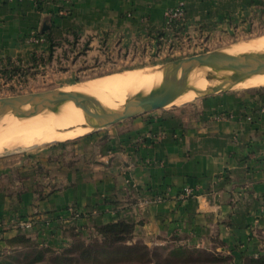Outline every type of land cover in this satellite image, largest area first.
I'll return each mask as SVG.
<instances>
[{"label":"crops","instance_id":"obj_1","mask_svg":"<svg viewBox=\"0 0 264 264\" xmlns=\"http://www.w3.org/2000/svg\"><path fill=\"white\" fill-rule=\"evenodd\" d=\"M180 1L187 29L220 25L228 11L238 16L245 6L243 0H71L41 6L0 0V69L15 62L32 66L34 57L48 54L50 35L58 43L76 36L90 46L115 43L126 50L136 42L160 43L175 35L164 26V12ZM32 29L43 42L29 41ZM24 220L33 226L22 228ZM118 221L134 224L136 238L147 244L209 242L238 263L263 251L264 87L218 92L83 137L0 156V249L18 234L61 248L73 231Z\"/></svg>","mask_w":264,"mask_h":264},{"label":"rangeland","instance_id":"obj_2","mask_svg":"<svg viewBox=\"0 0 264 264\" xmlns=\"http://www.w3.org/2000/svg\"><path fill=\"white\" fill-rule=\"evenodd\" d=\"M252 1L253 0H243L245 6L243 7L242 13L238 16H233L228 11L224 22H221L220 25H216L214 22L213 25L208 24L211 26H200V28L196 27V29H187L185 26L177 27V25H175L170 28L174 31V36H165L160 43L155 41V44H149L148 46H145L147 45L146 43L143 44L142 42H139L137 44L136 42V47L133 46L130 50L120 48L117 46L118 44L115 43H112L111 46L107 48L99 47L98 42H91L90 46L89 43H86L88 40L87 38L77 41L76 36L66 38L62 43L54 42L56 45L54 47L53 56L50 60H48V54H46L37 57L36 62L32 60V66H23L21 63L18 64L15 62L16 64H10L12 66L9 67L8 70L2 68L0 69V97L46 91L57 88L66 89L73 85L98 80L108 75H124L126 73H141L149 78L157 74L155 77V85L160 82V75L162 73L166 74L170 73V71H168V68L155 73H151L149 70H155L177 59L217 49H229L233 46L234 47L232 49L250 48L255 50H264V13H260L258 10V2ZM168 32H170V30ZM257 40L263 42V47L256 49L250 45L255 43ZM247 42L249 45H247ZM178 71L180 70L175 69L172 73H178ZM218 82L219 80H215L212 83L216 84ZM261 87H264V83L251 87L234 86L229 90L245 91ZM144 92H146L145 89H143L141 93ZM201 97L205 96H201L196 93L193 100L189 102L178 105H169L165 108L149 112L158 114V112H162V110L165 109H174L178 106L190 104ZM117 98L118 100L125 99V97L121 95ZM149 112L142 114H147ZM0 119L5 123L7 121H11L3 118ZM92 129L93 128L75 138L95 133L104 128L96 131H91ZM54 142L57 141L25 148L3 147L0 149V156L11 152L16 153L23 150H32L33 148L53 144ZM99 227L100 226H97L85 233L73 231L71 234V241L74 239H81L86 242L101 240L102 234L99 232ZM135 242L146 244L149 250V261L140 262L139 264H156L158 260L160 264H164V259L166 261L169 260L167 262L168 264H171V261H174L172 264L238 263L236 261L234 262L232 254L218 251L215 247H213L214 245H210L209 242L203 243L202 241L200 244L191 245L187 242L177 241H169L164 244H147L144 240L136 238L135 234H133V238L129 243ZM31 244V241L15 242L12 245H8V247L4 249H0V252L4 253V255L19 254L22 257V252L31 250L28 247V245ZM176 246H184L186 250H190V252L185 256H171V258H169V251ZM63 248L64 247L58 248L57 251H60ZM155 253H157V255ZM261 256H264V250L258 252L253 257H243L238 264H258L253 260H258ZM22 261L25 262L23 259ZM39 264L51 263L45 261Z\"/></svg>","mask_w":264,"mask_h":264},{"label":"water","instance_id":"obj_3","mask_svg":"<svg viewBox=\"0 0 264 264\" xmlns=\"http://www.w3.org/2000/svg\"><path fill=\"white\" fill-rule=\"evenodd\" d=\"M233 47L195 54L164 65L180 72L165 75L150 89L147 96L139 92L128 94L127 103L118 104L116 107L103 104L89 93L57 88L0 97V115L7 108L18 110L19 116H29L42 111L58 112L62 105L73 102L86 114L103 118L102 123L94 124L91 130L96 131L139 114L174 105L180 96L189 91L201 96L211 95L229 90L250 76L264 73V50L230 52ZM193 71L201 73L209 82L206 88L190 84L189 77ZM215 80L219 82L213 84Z\"/></svg>","mask_w":264,"mask_h":264},{"label":"bare ground","instance_id":"obj_4","mask_svg":"<svg viewBox=\"0 0 264 264\" xmlns=\"http://www.w3.org/2000/svg\"><path fill=\"white\" fill-rule=\"evenodd\" d=\"M262 44L263 42L257 40L255 43L250 45L258 49L263 47ZM247 45H249L248 42ZM245 50L255 49H231L229 51L240 52ZM165 69L166 67L162 66L155 70L149 71H151V73H155ZM174 70L175 69H169L168 71H170V73H162L160 75L161 80L165 75L175 74L172 73ZM156 76L157 74L149 78L141 73H126L124 75L114 76L108 75L98 80L73 85L69 88H66L65 90H77L89 93L96 96L103 104L116 107L118 104L127 103L126 97L128 94L139 92L140 94L147 96L151 89L150 87H152L156 82ZM189 80L190 84L202 89L206 88L209 84L204 76L196 71H193L190 74ZM263 83L264 73H258L248 77L246 80L236 86L251 87ZM143 89H145L146 92L141 93ZM120 95L124 96L125 99L118 100L117 97ZM195 96L196 92L189 91L180 96L174 103L178 105L189 102L193 100ZM0 118L11 120L10 122L7 121L5 123L0 119V149L3 147L25 148L47 142L72 139L88 132L94 127V124H101L103 119L98 118L96 115L86 114L81 107L75 105L73 102L62 105L58 112L42 111L29 116H19L18 110L7 108L0 115Z\"/></svg>","mask_w":264,"mask_h":264},{"label":"trees","instance_id":"obj_5","mask_svg":"<svg viewBox=\"0 0 264 264\" xmlns=\"http://www.w3.org/2000/svg\"><path fill=\"white\" fill-rule=\"evenodd\" d=\"M254 1L258 2L260 13H264V0H253L252 2ZM176 25L177 27L184 26L182 21ZM48 34L50 33L48 32ZM49 39L51 42L48 48V60L52 58L56 45L52 41L51 35ZM33 60L36 62L37 57H34ZM98 229L102 234L101 240L86 242L74 239L63 246L64 248L60 251L50 245H42L27 235H15L8 239L9 245L15 242L31 241L32 244L28 245L31 250L22 252V257L19 254L4 255L0 252V264H39L45 261L51 264H139L149 261V250L146 244L129 243L133 238L134 224L125 221L109 222ZM189 252L190 250H186L184 246H176L169 251L168 257H181ZM155 254L157 255V253ZM168 261L163 260L164 264ZM253 261L264 264V256ZM173 262L171 261V264ZM156 264H160L159 260Z\"/></svg>","mask_w":264,"mask_h":264},{"label":"built area","instance_id":"obj_6","mask_svg":"<svg viewBox=\"0 0 264 264\" xmlns=\"http://www.w3.org/2000/svg\"><path fill=\"white\" fill-rule=\"evenodd\" d=\"M71 0H34V2L36 3V5L41 6L42 4H52V3H56V2H63V3H69ZM63 14H69V9L68 8H64L62 10ZM186 14V10H185V4L183 1H180L177 5L173 6V7H169L165 10L164 12V26L166 29H170L172 27H174L178 22L183 21L184 17ZM30 42H43L44 41V37L42 36L41 33H39V31L37 29H32L30 30V34L28 37ZM221 116H225V114H220L219 117ZM189 192V190H188ZM32 221L31 220H24L20 222V226L22 228H31L32 225Z\"/></svg>","mask_w":264,"mask_h":264}]
</instances>
